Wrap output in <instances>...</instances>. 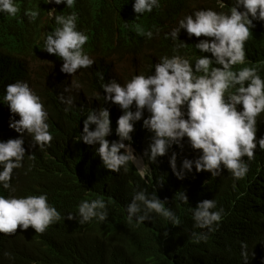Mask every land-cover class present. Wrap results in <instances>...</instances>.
Listing matches in <instances>:
<instances>
[{
    "label": "trees",
    "instance_id": "16d2710c",
    "mask_svg": "<svg viewBox=\"0 0 264 264\" xmlns=\"http://www.w3.org/2000/svg\"><path fill=\"white\" fill-rule=\"evenodd\" d=\"M127 1L75 0L71 8H58L61 13L76 12L81 25L97 31L95 44L102 51L97 54L93 50L95 55L91 58L95 63L79 69L78 72L82 73L76 83L80 87H72L68 92L63 89L57 64L33 66L24 60L23 55H31L33 62L40 61L43 56L40 35L47 30L45 36L51 34L57 27L46 17L48 6L45 0H17L20 11L9 24L0 27V46L6 51L0 54V141L23 135L25 148L23 167L13 170L10 181L16 191L9 193L0 187V194L47 193L49 204L61 213V219L43 233H35L31 226L26 230L18 226L12 235L0 233V264H243L241 242L248 245V264H264V150H260L258 144L251 160L243 157L249 168L243 179L234 180L223 168L219 176L212 177L208 171L196 172L194 166L192 172H186L183 179H178L169 164L172 153H176L179 170L183 159L194 160L200 150H193L185 137L182 148L173 144L155 163L149 161L144 151L152 133L142 127L143 119L150 115L147 110L131 133V146L146 165L143 178L133 162L129 163L127 172L123 168L119 172L106 169L95 151L98 145H86L80 140L83 121L89 111L101 107L110 112L112 133L106 139L110 142L118 139L116 121L122 115V109L103 100L106 94L102 84L111 79L124 84L133 75L154 74V65L159 58L171 57L175 44L180 41L185 46L176 54L194 63L203 55L194 45L205 37L189 38L182 29L178 36L180 41H173L166 34L177 27V20L186 14L206 8L227 12L234 2L223 0L225 7L220 8L217 0H178L177 9L169 15L171 30L161 31L158 23L149 39L142 35L139 26L128 20L132 13L124 11ZM26 11L37 12L36 19L29 21ZM253 23L255 27L245 43V64L234 65L232 70L256 66L264 78V21ZM119 53L132 57L128 65L131 70L123 71L121 77L111 64L119 59L120 55H116ZM204 55L211 57L210 53ZM99 74H103V80ZM17 80L27 81L44 102L53 137L50 146L41 149L34 145L27 132L20 134L9 127L13 114L3 103L4 89L5 85ZM60 94L71 96L73 104L70 107L62 104ZM131 110L135 111L134 104ZM14 118L19 119V116ZM257 124L256 138L259 139L264 136V112L257 117ZM124 143L128 144V141ZM31 154L33 159L28 157ZM137 159L135 164L142 168V160L138 156ZM140 190L149 194L155 191L160 200H166L165 206L175 212L181 224L173 226L156 213H151L150 220L141 224H136L135 220L129 222L126 206ZM181 191L186 194L188 204L179 200ZM98 197L106 203L107 220L101 222L93 218L87 223H78L80 202ZM204 199H215L217 209H224L223 218L219 226L213 225L215 230L208 233L206 241L194 243L192 233L207 232V229L194 227L190 207L195 208ZM68 213L74 215L72 220L66 218Z\"/></svg>",
    "mask_w": 264,
    "mask_h": 264
},
{
    "label": "clouds",
    "instance_id": "9594fccd",
    "mask_svg": "<svg viewBox=\"0 0 264 264\" xmlns=\"http://www.w3.org/2000/svg\"><path fill=\"white\" fill-rule=\"evenodd\" d=\"M45 2L48 6L46 17L50 24L55 22L57 27L51 34L45 36L47 30L40 35V52L43 53L40 61L33 62L31 55H22L33 66L57 64L63 89L68 92L72 87H80L76 83V78L82 73L78 72L79 69L89 68L95 63L91 58V55H95L93 50L97 54L102 53L95 44L98 32L88 25H81L76 12L70 10L61 13L58 10L60 6L71 8L75 0ZM217 2L220 8L225 7L223 0ZM177 5L178 0H128L124 11L132 13L128 20L139 26L142 35L151 39L158 23L161 31L171 30L169 15L177 9ZM19 11L17 0H0V27L9 24ZM25 15L32 21L38 13L26 11ZM177 21L178 26L167 33L166 37L170 36L173 41L179 40L182 29L186 30L189 38L203 36L205 38L194 45L203 55L193 63L189 58L176 54L185 46L179 40L171 57L165 55L159 58V62L154 65V74L133 75L124 84L115 79L102 84L106 94L103 100L111 101L122 109V115L116 121L115 133L118 139L111 142L106 139L112 133L110 112L101 107L89 111L83 121L80 140L86 145H98L95 151L106 169L119 172L123 168L127 172L129 163L135 164L138 160L136 156L143 162L131 146V133L135 130V123L141 120L147 110L150 115L143 119L142 127L152 133L144 151L149 161L155 163L158 157L168 153L173 144L182 148V140L187 137L191 148L200 150V154L194 160L183 159L177 170L176 153H172L169 164L178 179H183L186 172H192L193 166L196 172L208 171L212 177L219 176L223 168L231 173L234 180L243 179L249 171L243 157L251 160L257 144L260 150H264V136L256 138L257 117L264 112V78L256 66H244L238 71L232 68L234 65L245 64V43L251 29L255 27L253 21H264V0H234L227 12H217L212 8L199 9ZM5 52L0 46V54ZM205 53H210L211 57ZM116 55L120 57L111 62L113 67L116 61L124 57L123 53ZM99 78L103 80V74H99ZM59 100L69 107L74 101L71 96L65 97L63 94H60ZM3 103L13 114L9 119L11 129L20 134L27 132L34 145L41 149L51 145L53 137L47 122L48 111L41 97L27 81L17 80L5 85ZM133 104L135 111L131 110ZM15 115L19 119H15ZM124 141H128V144ZM23 144V135L0 141V187L9 193L16 191L10 183L13 170L23 167ZM28 157L34 158L32 154ZM138 171L143 178L147 169ZM178 198L188 204L183 191ZM165 205L166 200H160L155 191L151 194L146 190L136 191L126 206L127 219L141 224L150 220L151 213H156L171 225L179 226L180 218ZM190 211L194 227L207 229V232L192 233L194 243L206 241L208 233L215 230L213 225L219 226L224 213L223 208L217 209L215 199H204L195 208L190 207ZM78 215L80 224L93 218L101 222L107 220L108 211L104 199L98 197L91 201H81ZM66 218L72 220L74 215L68 213ZM60 219L61 213L49 204L47 193L27 196L0 194L2 234L12 235L18 226L21 230L31 226L35 233H43ZM240 248L243 264H248L247 243L241 242Z\"/></svg>",
    "mask_w": 264,
    "mask_h": 264
},
{
    "label": "rangeland",
    "instance_id": "374dc122",
    "mask_svg": "<svg viewBox=\"0 0 264 264\" xmlns=\"http://www.w3.org/2000/svg\"><path fill=\"white\" fill-rule=\"evenodd\" d=\"M131 59V60H130ZM132 61V57L131 56H124L122 57L120 60L116 61L114 63V67L116 70V73L118 76H122L124 74L123 71H130L131 69L128 68L129 63ZM136 156V155H135ZM137 157V156H136ZM135 165V164H134ZM139 170L141 169H146V165L144 164L142 168H140L139 166L135 165Z\"/></svg>",
    "mask_w": 264,
    "mask_h": 264
},
{
    "label": "bare ground",
    "instance_id": "6f19581e",
    "mask_svg": "<svg viewBox=\"0 0 264 264\" xmlns=\"http://www.w3.org/2000/svg\"><path fill=\"white\" fill-rule=\"evenodd\" d=\"M141 52H142V51H141ZM139 53H140V52H139ZM130 55H131V54H130ZM138 56H139V55H138ZM130 60H131V59H130ZM139 60H140V59H139ZM141 60H142V59H141ZM144 62H145V61H144ZM139 63H140V62H139ZM139 66H140V65H139ZM141 66H142V65H141ZM139 68H140V67H139ZM262 74H263V73H262ZM262 74H261V75H262ZM118 106H119V105H118Z\"/></svg>",
    "mask_w": 264,
    "mask_h": 264
},
{
    "label": "water",
    "instance_id": "95a60500",
    "mask_svg": "<svg viewBox=\"0 0 264 264\" xmlns=\"http://www.w3.org/2000/svg\"><path fill=\"white\" fill-rule=\"evenodd\" d=\"M135 155V154H134ZM136 165V164H135Z\"/></svg>",
    "mask_w": 264,
    "mask_h": 264
}]
</instances>
